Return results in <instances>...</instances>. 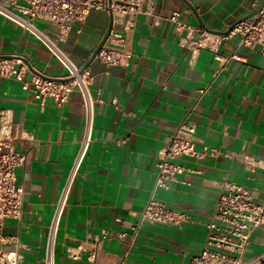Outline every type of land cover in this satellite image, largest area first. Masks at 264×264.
<instances>
[{"label": "crops", "instance_id": "1", "mask_svg": "<svg viewBox=\"0 0 264 264\" xmlns=\"http://www.w3.org/2000/svg\"><path fill=\"white\" fill-rule=\"evenodd\" d=\"M154 1L153 16L114 26L132 52L130 65L108 68L94 61L89 66L92 142L60 224L55 264H190L205 245L225 180L250 190L256 201L264 199V167L249 165L264 162L259 48L238 49L237 39L224 42L221 52H235L241 61L231 62L214 81L212 54L202 51L192 64L169 20L178 13L194 27L203 29L201 22L225 32L254 15L263 0H186L195 13L182 0ZM38 24L57 40L49 23ZM109 28L107 14L93 11L85 23L72 25L59 45L77 66L86 67ZM0 55L24 58V68L16 63V69L24 71L25 80L38 73L48 79L67 74L44 44L1 16ZM0 110L12 112L16 133L25 138L15 149L26 155L16 171V183L25 191L22 217L5 222L2 250L18 252L20 264H45L49 225L83 136V98L75 90L62 108L51 100L41 106L22 89V81L0 77ZM183 120L194 127L195 150L202 156L177 159L186 172L155 188L158 153ZM152 197L189 214L192 222L147 224L135 234Z\"/></svg>", "mask_w": 264, "mask_h": 264}, {"label": "built area", "instance_id": "2", "mask_svg": "<svg viewBox=\"0 0 264 264\" xmlns=\"http://www.w3.org/2000/svg\"><path fill=\"white\" fill-rule=\"evenodd\" d=\"M253 18L234 24L226 34L216 35L200 27H194L180 20L175 13L169 20L175 25L179 44L190 54L191 63H195L200 52L208 51L217 64L212 75L215 81L225 67L241 58L235 53L221 52L224 42L237 39V48L258 47L264 58V5ZM154 0H0V16L44 44L67 74L59 79H48L43 74H34L31 80L24 79V71L16 69V63L22 64L18 55H0V77L22 81V89L31 94L41 106L48 100L59 108L69 103L75 90L83 98L84 131L79 142L71 169L66 178L60 197L49 225L45 248V264H55V245L61 221L69 206L74 184L80 175L88 155L94 127V106L89 87L92 74L89 67L77 66L60 47L65 42L74 24H83L91 12H105L113 19L112 31L94 61L108 68H126L130 65L132 52L126 47L123 35L115 32L114 26L130 17L153 16ZM49 23L57 31V40L45 34L37 23ZM26 68V67H25ZM210 86L200 91L203 96ZM187 120V119H186ZM183 120L175 134L168 138L165 147L157 156L158 176L155 188L166 187L170 181L186 172L184 166L175 161L179 158H200L196 152L195 129ZM17 135L9 110H0V264H20L22 257L18 252H4L3 235L7 220L20 221L22 217L25 191L16 183V171L26 163V155L16 151L15 143L24 140ZM216 153V152H215ZM253 167H264V162H250ZM192 222L189 214L169 208L153 197L147 202L135 227V234L143 225H162L181 227ZM264 233V199L256 201L250 190L225 180L218 196L212 219L207 226V236L203 249L192 256L190 264H264V252L247 258L248 249L257 235ZM75 258V255L70 254ZM95 261L96 254L92 257Z\"/></svg>", "mask_w": 264, "mask_h": 264}, {"label": "water", "instance_id": "3", "mask_svg": "<svg viewBox=\"0 0 264 264\" xmlns=\"http://www.w3.org/2000/svg\"><path fill=\"white\" fill-rule=\"evenodd\" d=\"M182 1H183L187 6H189V7L191 8V5H190L186 0H182ZM263 5H264V0H263V3H262V6H263ZM191 10L194 12V10H193L192 8H191ZM259 12H260V9H259L254 15H252V16H250V17H247V18L243 19L242 21H245V20H247V19H250V18L254 17V16L257 15ZM194 13H195V12H194ZM240 22H241V21H240ZM200 25H201V27H203L204 30H206L207 32L212 33V34L222 35V34H226V33H227V32H215V31L209 30V29L205 28L204 24H202L201 22H200ZM112 28H113V19H112V17L110 16V28H109V30H108V32H107V35H106V37L104 38L102 44L99 46V48H98V49L96 50V52L94 53L92 59L90 60L89 64L86 66V68H88V67L94 62L96 56L98 55V53L100 52V50H101V49L103 48V46L105 45V43H106V41H107V39H108V37H109L111 31H112Z\"/></svg>", "mask_w": 264, "mask_h": 264}, {"label": "rangeland", "instance_id": "4", "mask_svg": "<svg viewBox=\"0 0 264 264\" xmlns=\"http://www.w3.org/2000/svg\"><path fill=\"white\" fill-rule=\"evenodd\" d=\"M37 26L44 32L43 27L37 23ZM264 252V233L257 235L256 239H253V244L248 249L247 258L250 259Z\"/></svg>", "mask_w": 264, "mask_h": 264}]
</instances>
